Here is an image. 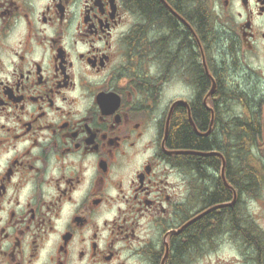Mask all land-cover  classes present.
<instances>
[{
	"label": "flooded vegetation",
	"instance_id": "1",
	"mask_svg": "<svg viewBox=\"0 0 264 264\" xmlns=\"http://www.w3.org/2000/svg\"><path fill=\"white\" fill-rule=\"evenodd\" d=\"M142 1L0 0V264H264V0Z\"/></svg>",
	"mask_w": 264,
	"mask_h": 264
},
{
	"label": "trees",
	"instance_id": "2",
	"mask_svg": "<svg viewBox=\"0 0 264 264\" xmlns=\"http://www.w3.org/2000/svg\"><path fill=\"white\" fill-rule=\"evenodd\" d=\"M141 5L146 9H151L153 7L152 0H143ZM171 144L177 149H187V150H205L207 146V141L202 140L196 136L189 126L184 123L181 117L178 118V124L175 126L172 133ZM215 201L213 198H210V202ZM209 221V219H208ZM199 232V231H196ZM211 234L207 231L205 235L206 239H210Z\"/></svg>",
	"mask_w": 264,
	"mask_h": 264
},
{
	"label": "rangeland",
	"instance_id": "3",
	"mask_svg": "<svg viewBox=\"0 0 264 264\" xmlns=\"http://www.w3.org/2000/svg\"><path fill=\"white\" fill-rule=\"evenodd\" d=\"M225 252L226 253H228V254H232V252H229V251H227V250H225ZM210 258H211V264H215V257L214 256H210Z\"/></svg>",
	"mask_w": 264,
	"mask_h": 264
}]
</instances>
